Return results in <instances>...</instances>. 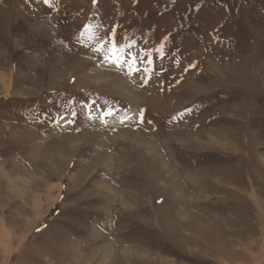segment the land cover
Here are the masks:
<instances>
[{
	"label": "rangeland",
	"instance_id": "rangeland-1",
	"mask_svg": "<svg viewBox=\"0 0 264 264\" xmlns=\"http://www.w3.org/2000/svg\"><path fill=\"white\" fill-rule=\"evenodd\" d=\"M0 102V264H264V0H0Z\"/></svg>",
	"mask_w": 264,
	"mask_h": 264
},
{
	"label": "snow or ice",
	"instance_id": "snow-or-ice-1",
	"mask_svg": "<svg viewBox=\"0 0 264 264\" xmlns=\"http://www.w3.org/2000/svg\"><path fill=\"white\" fill-rule=\"evenodd\" d=\"M43 2H44L45 4H49L50 0H43ZM103 39H104V37H101L99 40H97V43L100 44V41L103 40ZM109 43H111V44L113 45V48H115L116 51H113V49L110 48V49L108 50V53H106V54L104 55L103 58H104V60H105L106 62H111V63H113V64H119V63L121 62V58H120V56L117 55L116 53L119 51V47H120V46H119V44H118V41H116V39H115V34H114V33H113L112 36L109 38ZM133 43H134V42H133ZM128 47L130 48L131 45H129ZM95 50H96V51H100V52H103V51H104L103 46L98 47V48H96ZM147 54L150 55V53H147ZM136 59L139 60V59H141V57L137 56ZM149 63H150V61H149ZM192 66H193V65H189V67H192ZM132 70H133V69L130 67V68H129V72L131 73ZM150 75H151V73L148 74V78H150ZM145 82H147V79H145ZM73 115H75V113H73ZM111 115H113V111H112V110H109V111H107V112H105V113L102 114V116H101V120L103 121L105 117H107V116H111ZM90 118H92V117L90 116Z\"/></svg>",
	"mask_w": 264,
	"mask_h": 264
},
{
	"label": "trees",
	"instance_id": "trees-1",
	"mask_svg": "<svg viewBox=\"0 0 264 264\" xmlns=\"http://www.w3.org/2000/svg\"><path fill=\"white\" fill-rule=\"evenodd\" d=\"M130 34V32L128 33ZM135 35L136 36H133V37H137L138 36V31L135 32ZM110 98V97H109ZM101 99H103L101 97ZM112 99V98H111ZM1 103V102H0ZM41 109H38V110H34V111H39ZM70 111V110H69ZM69 111L65 110L64 108H62L60 110V116L65 119L66 118V115L69 113ZM29 111H26L24 112L23 114H27ZM33 112V111H31ZM78 115V114H77ZM36 116H38L39 118H41V120H36L35 121V124L33 125V128L31 129L32 131L38 133L39 137H41V135L43 133H47L48 130H47V120H48V117H49V113H48V110H46V113H41V112H38L36 114ZM21 151V150H20ZM23 151V150H22ZM2 158V157H1Z\"/></svg>",
	"mask_w": 264,
	"mask_h": 264
},
{
	"label": "bare ground",
	"instance_id": "bare-ground-1",
	"mask_svg": "<svg viewBox=\"0 0 264 264\" xmlns=\"http://www.w3.org/2000/svg\"><path fill=\"white\" fill-rule=\"evenodd\" d=\"M133 97V96H132ZM124 138V137H123ZM230 145H232V141H230V142H228ZM209 144L210 145H214L215 146V143H212V140H210V142H209ZM151 146V145H150ZM152 148L153 149H156V146L154 145V144H152ZM160 154V155H159ZM160 156V160L163 162V160H162V154L161 153H158V157ZM251 187H253V185H251ZM250 187V191H252V188ZM255 201H257V200H255ZM254 203V202H253ZM128 251V250H127ZM261 252H263V251H261ZM110 253V252H109ZM108 254V253H107Z\"/></svg>",
	"mask_w": 264,
	"mask_h": 264
}]
</instances>
